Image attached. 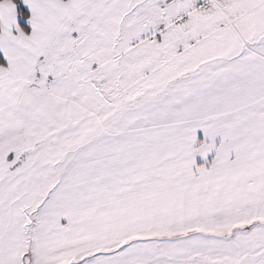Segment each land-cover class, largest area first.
Returning a JSON list of instances; mask_svg holds the SVG:
<instances>
[{
  "label": "snow or ice",
  "instance_id": "obj_1",
  "mask_svg": "<svg viewBox=\"0 0 264 264\" xmlns=\"http://www.w3.org/2000/svg\"><path fill=\"white\" fill-rule=\"evenodd\" d=\"M0 264H264V0H0Z\"/></svg>",
  "mask_w": 264,
  "mask_h": 264
}]
</instances>
